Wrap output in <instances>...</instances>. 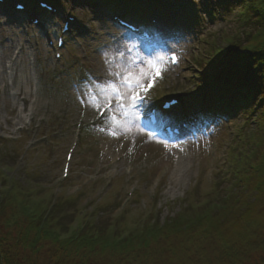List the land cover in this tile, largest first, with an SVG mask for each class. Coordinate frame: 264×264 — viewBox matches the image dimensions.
<instances>
[{"label": "rangeland", "instance_id": "rangeland-1", "mask_svg": "<svg viewBox=\"0 0 264 264\" xmlns=\"http://www.w3.org/2000/svg\"><path fill=\"white\" fill-rule=\"evenodd\" d=\"M60 1L59 11H63L67 6ZM166 1L161 0L160 7L163 5L168 12L166 18L172 35L170 38L162 35L158 49H147L115 27L103 11H98L96 14L103 26L97 21L92 24L91 32L70 36L61 61H55V52L45 44L40 29L29 25L27 16L29 38L23 37L19 27L3 17L0 25V174L4 177L0 178V207L5 206L9 190L17 184L16 187L22 188L20 193L25 195V188L30 194L28 201L32 206L44 204L48 214L45 211L43 221L54 215L59 205L65 211L64 216L60 215L63 229L58 235L59 241L67 240L87 223L116 232L124 240L143 235V227L151 218L162 226L168 219L183 214L187 206L191 211L208 200L215 202L218 192L230 194L241 167V161L232 163L233 156H245L244 143L259 127L255 103L241 105L219 127L208 126L205 135L183 147L180 151L186 153V169L179 177L176 168L182 161L177 148L153 141L141 132L137 120L144 115L137 119L108 111L102 117V110L89 102L88 92L96 91L97 82L116 80L110 72L121 71L131 59L139 63L156 61L162 56L161 66L170 50L180 55V66L175 72L164 74L166 80L159 82L151 98L154 101L158 93L169 89L162 96L178 95L185 100L184 106L194 101L193 94L199 92L197 87L203 82L196 71H204L215 60L217 53L212 48L229 46L226 36H233L237 31L235 20L240 8L223 12L224 1L217 6L214 0L210 3L202 0L197 9L192 8L191 0ZM179 4L182 7L176 11ZM4 7L15 12L13 2L6 1ZM4 38L6 44L2 43ZM12 45L18 46V58ZM37 56L38 65H32L31 59ZM11 60L17 61L12 79L8 76L12 71L8 69L13 64ZM19 79L24 80L21 91L15 89ZM15 94L18 95L11 96ZM97 98H100L98 93ZM110 117L126 120L131 130L124 132ZM113 130L117 136L111 135ZM75 145L78 148L70 177L62 183L66 153ZM116 157H119L117 162ZM20 220L24 223V217L18 214L9 227L6 224L0 227V247L5 252L22 255L27 251L17 246ZM257 220L260 226L256 234H247L250 239L260 233L264 235L261 212ZM145 240L154 252L147 254L154 258L165 257V250L172 245L177 248L173 238L168 243L163 241V245L156 243L155 235H148ZM40 246L33 253L35 258L38 255L45 261L50 247ZM197 254L198 263L216 264L218 253L210 250L204 253L192 250L189 255L178 253L179 258L170 264H191ZM257 256L264 257V250L258 251ZM100 260L98 257L93 264H103ZM163 263L168 262L160 264Z\"/></svg>", "mask_w": 264, "mask_h": 264}, {"label": "trees", "instance_id": "trees-1", "mask_svg": "<svg viewBox=\"0 0 264 264\" xmlns=\"http://www.w3.org/2000/svg\"><path fill=\"white\" fill-rule=\"evenodd\" d=\"M224 3L225 11L233 12L237 7L241 10L235 20L238 31L227 39L231 42L229 75L232 77L229 79L237 84L251 77L249 92L261 109L257 119L259 127L244 143L245 156L230 194L223 197L218 192L215 202L208 200L196 209L191 206V211L187 206L183 214L168 219V223L162 226L151 218L143 227V235L136 239L131 236L123 240L116 232L87 223L67 240L59 241L58 235L63 229L60 215L64 216L65 211L59 205L57 212L43 221V205L32 206L26 189H23L24 195L20 193L22 188L14 184L5 206L0 207V227L10 226L18 214L23 216L24 223L21 220L17 223V246L27 251L21 255L19 252H5L0 247V264H93L98 257L103 264H160L165 261L170 264L179 258L178 253L189 255L192 250L202 253L217 251L216 264H264V257L257 256L258 251L264 250V235L260 233L256 240L247 236L248 233L256 234L260 212L264 217V0H243L242 7L239 0H225ZM212 49L217 51L215 47ZM245 52L250 53L251 63L242 74ZM148 235H155L156 243L160 245L173 238L177 248L176 245L167 248L165 257H151L148 254L154 252L145 240ZM42 243L50 247L45 261L38 255L35 258L33 253ZM197 260L198 254L191 264H200Z\"/></svg>", "mask_w": 264, "mask_h": 264}, {"label": "snow or ice", "instance_id": "snow-or-ice-1", "mask_svg": "<svg viewBox=\"0 0 264 264\" xmlns=\"http://www.w3.org/2000/svg\"><path fill=\"white\" fill-rule=\"evenodd\" d=\"M201 3L202 0H191L193 9H197ZM62 5L67 7L63 11H57L48 3V0H38L39 8L51 14L46 18V27L52 32L53 36H57L58 32L68 34L77 24L85 32L92 31L91 26L94 22L99 21L101 26H103V21L96 14L93 5L78 3L77 0H62ZM239 6H243V0H239ZM15 7L17 10L23 11L24 5L17 3ZM3 22V16L0 14V25ZM34 23L38 25L39 22L34 21ZM57 40L62 46L63 40L59 39L58 36ZM163 60L164 57L162 56L158 57L156 61L142 60L139 63H137L136 59H131L121 71L110 72V75L116 76V80H108L104 83L97 82L95 85L96 91L89 90L88 98L91 106L97 110H102V117L108 111H115L124 117L135 116L138 119L141 115H144L149 118L150 122L152 118H155L161 123H166L169 119L168 115L157 110L148 96L149 89L153 87L154 79L161 74L162 69L159 66V62ZM171 62H178L174 53L171 56ZM141 65H147V67L145 68ZM227 70L226 67L218 66L214 61L213 64L208 65L204 69L202 74L212 76ZM97 93L100 97L99 99L97 98ZM109 119L113 124H119L124 132L131 130L126 120L117 121L115 117H110ZM111 135L117 136L118 133L113 130Z\"/></svg>", "mask_w": 264, "mask_h": 264}, {"label": "bare ground", "instance_id": "bare-ground-1", "mask_svg": "<svg viewBox=\"0 0 264 264\" xmlns=\"http://www.w3.org/2000/svg\"><path fill=\"white\" fill-rule=\"evenodd\" d=\"M0 58H1V55H0ZM14 64V62H13ZM24 82L23 79H19L18 81V84H17V87H15V89L17 88V90L21 91L22 89V83ZM21 84V85H20ZM14 89V90H15ZM29 94V93H28ZM18 94H15V95H11V96H17ZM24 110H22L23 112ZM17 119H20V117H17ZM183 147H186V145H183V146H179L177 148V155H178V158L179 160L181 159L182 162H179L178 165H177V168H176V171H177V176H183L182 174L184 173L185 169H186V162H185V158H186V153H182L180 150L183 148ZM115 161H119V157H116L115 158ZM173 180L175 179V177L172 178Z\"/></svg>", "mask_w": 264, "mask_h": 264}]
</instances>
